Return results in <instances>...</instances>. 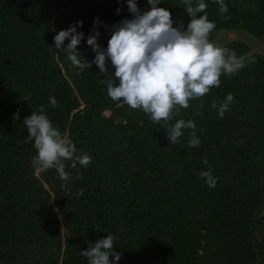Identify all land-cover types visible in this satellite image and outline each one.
Segmentation results:
<instances>
[{"label": "trees", "instance_id": "16d2710c", "mask_svg": "<svg viewBox=\"0 0 264 264\" xmlns=\"http://www.w3.org/2000/svg\"><path fill=\"white\" fill-rule=\"evenodd\" d=\"M204 2L216 25L211 42L225 30L264 43V0H224V14L215 0ZM137 6L150 10L147 0ZM157 7L186 30L184 0ZM132 18L127 0H0V264H88L82 251L108 235L118 264H264V56L242 41L219 46L245 66L157 124L113 101L95 64L73 66L70 40L54 47L60 31L82 22L76 51L90 63L87 39L99 32L106 49L112 26ZM229 93L234 102L220 118L211 104ZM41 108L76 155L92 157L86 168L63 161L68 180L34 162L23 121ZM180 119L196 127L171 144L167 129ZM193 131L197 147H189ZM209 169L214 187L200 176Z\"/></svg>", "mask_w": 264, "mask_h": 264}, {"label": "clouds", "instance_id": "9594fccd", "mask_svg": "<svg viewBox=\"0 0 264 264\" xmlns=\"http://www.w3.org/2000/svg\"><path fill=\"white\" fill-rule=\"evenodd\" d=\"M161 2L147 0L150 10L141 13L137 0H127L133 18L112 26L106 49L97 42L99 32L87 39V45L95 53L90 63L76 51L83 38V33L77 32L82 22L60 31L54 37L56 49H61L64 42L70 40L64 52L73 66L84 69L95 64L100 72L105 73L100 83L106 85L107 94L113 101L122 100L132 109H142L157 124L171 120L174 109L177 112L179 108L187 109L191 99L203 97L211 88L220 87L222 73L231 75L245 66L244 58H237L234 51L209 40V34L216 25L208 19L204 0H198L196 6L191 0H184L190 17L186 30L183 25L173 26L171 12L157 7ZM215 2L219 5L220 14L228 12L224 0ZM120 11L117 9L118 13ZM200 13L204 14L198 16ZM224 19L230 17L224 16ZM96 23L98 21H94V27ZM109 64L114 73H109ZM49 99L52 107H56L57 100L54 97ZM233 102L234 96L229 93L219 107L214 99L211 108L217 109L219 117L223 118ZM14 118L19 119V109ZM23 124L28 140H34L37 153L34 162L40 167L55 168L61 179L68 180L69 173L65 171L63 161H72L73 169L77 165L86 168L91 163L92 157L87 153L76 155V146L53 127L43 108L27 116ZM195 127L193 121L180 119L167 129V138L171 144H176L183 135L182 129L194 130ZM191 136L189 147L199 146L200 140L195 131ZM203 163H208L206 157ZM200 176L206 179L209 187L215 186L211 169L201 171ZM78 195H82V190ZM113 239L112 235H108L95 243H88V248L81 255L87 258L88 264H118L122 254L113 251ZM110 257L113 259L110 260Z\"/></svg>", "mask_w": 264, "mask_h": 264}, {"label": "rangeland", "instance_id": "374dc122", "mask_svg": "<svg viewBox=\"0 0 264 264\" xmlns=\"http://www.w3.org/2000/svg\"><path fill=\"white\" fill-rule=\"evenodd\" d=\"M233 41H242L249 47V54H260L264 56V43L258 41L242 31H225L219 32L214 40V44L221 46Z\"/></svg>", "mask_w": 264, "mask_h": 264}]
</instances>
